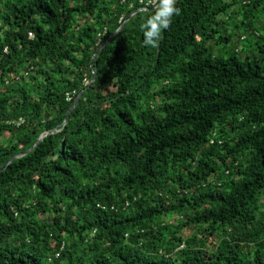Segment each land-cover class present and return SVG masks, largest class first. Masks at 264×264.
<instances>
[{"label": "trees", "instance_id": "obj_1", "mask_svg": "<svg viewBox=\"0 0 264 264\" xmlns=\"http://www.w3.org/2000/svg\"><path fill=\"white\" fill-rule=\"evenodd\" d=\"M141 7L0 0V264H264V0Z\"/></svg>", "mask_w": 264, "mask_h": 264}, {"label": "clouds", "instance_id": "obj_2", "mask_svg": "<svg viewBox=\"0 0 264 264\" xmlns=\"http://www.w3.org/2000/svg\"><path fill=\"white\" fill-rule=\"evenodd\" d=\"M150 9L142 13L145 17L141 25L143 44L146 47L157 48L163 39V32L169 29L173 17L180 14L176 0H147Z\"/></svg>", "mask_w": 264, "mask_h": 264}, {"label": "rangeland", "instance_id": "obj_3", "mask_svg": "<svg viewBox=\"0 0 264 264\" xmlns=\"http://www.w3.org/2000/svg\"><path fill=\"white\" fill-rule=\"evenodd\" d=\"M232 31L233 27H229ZM264 33V32H263ZM252 42H255L254 40L251 41V42H240L238 44H236L235 42L231 43L228 47L224 44V45H219L216 47V51H217V54H222L223 52L225 53V56L226 57H229L231 55L234 54V49L235 48H238L239 51L241 52V54H239L240 57L244 58V57H254V56H257V57H260L262 56L258 50L256 49V46L253 45ZM225 49V50H223ZM194 230L190 229V230H186L185 231V234L186 236H189L193 233ZM83 255V253H81ZM84 256V255H83ZM96 256V253L95 252H90L88 253V255H86L87 258H94ZM108 257V256H107ZM63 264H66V261L63 262Z\"/></svg>", "mask_w": 264, "mask_h": 264}, {"label": "built area", "instance_id": "obj_4", "mask_svg": "<svg viewBox=\"0 0 264 264\" xmlns=\"http://www.w3.org/2000/svg\"><path fill=\"white\" fill-rule=\"evenodd\" d=\"M125 1H127V0H124V2H125ZM139 4L142 6V7H141V8H142L141 10H145V11H146V10H149L150 7H151L150 5H148L147 0H139ZM30 38H34V35H33V34H30ZM5 52H7V49L5 50ZM84 83H85V85H89V84H90L89 79L86 78V79L84 80ZM20 123H22V120L20 121ZM211 143L213 144L214 141H212ZM95 233H96V232L91 233L90 236H94ZM64 247H65V244L63 243L61 249L63 250ZM181 247L184 248V245H182ZM55 257H56V258H59V257H60V253H57V254L55 255Z\"/></svg>", "mask_w": 264, "mask_h": 264}, {"label": "water", "instance_id": "obj_5", "mask_svg": "<svg viewBox=\"0 0 264 264\" xmlns=\"http://www.w3.org/2000/svg\"><path fill=\"white\" fill-rule=\"evenodd\" d=\"M123 27H124V24L119 28V30L117 31L116 35H117V34L123 29ZM107 43H108V42H107ZM107 43H106V44H107ZM106 44H104V45L100 48V50L97 52V54H98V53H99V52H100V51L106 46ZM97 54H96L94 57H96ZM81 95H82V93L79 95L78 99L76 100L74 107L77 105V103H78V101H79ZM42 140H43V139L41 138L39 142H41ZM16 158H17V157H16Z\"/></svg>", "mask_w": 264, "mask_h": 264}]
</instances>
